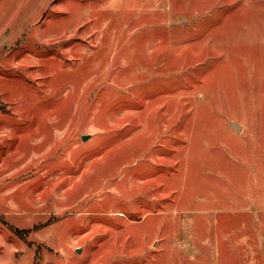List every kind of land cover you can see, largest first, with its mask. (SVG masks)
<instances>
[{"label": "rangeland", "instance_id": "obj_1", "mask_svg": "<svg viewBox=\"0 0 264 264\" xmlns=\"http://www.w3.org/2000/svg\"><path fill=\"white\" fill-rule=\"evenodd\" d=\"M0 264H264V0H0Z\"/></svg>", "mask_w": 264, "mask_h": 264}, {"label": "water", "instance_id": "obj_2", "mask_svg": "<svg viewBox=\"0 0 264 264\" xmlns=\"http://www.w3.org/2000/svg\"><path fill=\"white\" fill-rule=\"evenodd\" d=\"M231 129L235 132V133H239L240 131V128L237 126V125H231ZM88 138L87 137H84L82 139L83 142H85Z\"/></svg>", "mask_w": 264, "mask_h": 264}, {"label": "trees", "instance_id": "obj_3", "mask_svg": "<svg viewBox=\"0 0 264 264\" xmlns=\"http://www.w3.org/2000/svg\"><path fill=\"white\" fill-rule=\"evenodd\" d=\"M10 231H11L13 234L18 235V232H17V231H15V230H13V229H10Z\"/></svg>", "mask_w": 264, "mask_h": 264}]
</instances>
